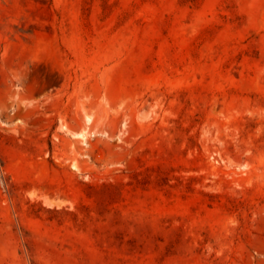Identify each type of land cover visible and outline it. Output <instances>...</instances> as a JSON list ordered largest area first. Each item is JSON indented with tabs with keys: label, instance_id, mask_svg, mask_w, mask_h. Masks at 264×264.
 <instances>
[{
	"label": "rangeland",
	"instance_id": "374dc122",
	"mask_svg": "<svg viewBox=\"0 0 264 264\" xmlns=\"http://www.w3.org/2000/svg\"><path fill=\"white\" fill-rule=\"evenodd\" d=\"M0 264H264V0H0Z\"/></svg>",
	"mask_w": 264,
	"mask_h": 264
}]
</instances>
